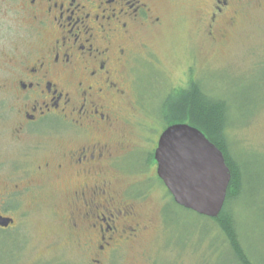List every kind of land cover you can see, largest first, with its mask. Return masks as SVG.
Here are the masks:
<instances>
[{
    "label": "rangeland",
    "instance_id": "rangeland-1",
    "mask_svg": "<svg viewBox=\"0 0 264 264\" xmlns=\"http://www.w3.org/2000/svg\"><path fill=\"white\" fill-rule=\"evenodd\" d=\"M21 4V0H0V113H4L0 114V184L8 181L9 185L17 180L27 184L34 164L28 162V169L21 149L37 140L24 134L19 144H25L20 146L9 139L17 103L5 88H10L12 66L24 57L30 40ZM158 8L163 23L156 30L143 31L133 44L134 58L127 69L130 85L126 84L130 97L116 125L127 146L126 158L117 166L122 169L119 183L131 185L130 192L139 190L138 198L130 201L148 220L147 229L134 246L121 245L102 254L100 264H236L225 255L227 243L216 223L175 204L155 174L152 156L163 130L160 107L168 94L190 81H197L207 95L224 98L231 107V151L245 181L242 196L230 208L247 251L264 264V0L246 3L226 36L216 40L198 22L196 0H163ZM56 139L52 136L50 144H56ZM17 158L23 164L14 168L12 161ZM37 176L38 191L42 182ZM49 188L61 190L56 180ZM55 199L49 205L40 201L33 210L28 209L26 195L14 201L17 222L12 232H0V264H56L58 260L92 264L95 248L79 250L53 243V235L60 232L49 212ZM56 202L60 208L62 201Z\"/></svg>",
    "mask_w": 264,
    "mask_h": 264
},
{
    "label": "flooded vegetation",
    "instance_id": "flooded-vegetation-1",
    "mask_svg": "<svg viewBox=\"0 0 264 264\" xmlns=\"http://www.w3.org/2000/svg\"><path fill=\"white\" fill-rule=\"evenodd\" d=\"M251 1L196 0L197 20L208 37L222 39ZM21 2L30 40L24 57L12 66L10 88H5L17 103L9 139L20 146L25 144H19L24 134L37 140L21 149L28 169V162L34 164L27 184L16 177L13 185L0 184V217L11 220L0 225V232L10 233L15 227L14 201L22 195L32 210L40 201L49 205L56 198L49 208L52 223L60 228L53 243L95 248L90 261L100 264L102 254L121 245L134 246L147 229L148 220L130 201L138 198L139 190L130 192L131 185L119 183L118 164L126 158L127 146L116 125L130 97L126 84L133 44L143 31L163 23L158 8L163 0ZM52 136L57 137L54 145ZM20 160L12 161L14 168L23 164ZM36 176L42 182L38 191ZM53 180L60 191L51 192ZM57 200L62 201L60 208Z\"/></svg>",
    "mask_w": 264,
    "mask_h": 264
},
{
    "label": "water",
    "instance_id": "water-1",
    "mask_svg": "<svg viewBox=\"0 0 264 264\" xmlns=\"http://www.w3.org/2000/svg\"><path fill=\"white\" fill-rule=\"evenodd\" d=\"M157 177L178 206L216 218L225 203L231 173L223 153L197 128L174 123L154 150ZM11 221L0 217V225Z\"/></svg>",
    "mask_w": 264,
    "mask_h": 264
},
{
    "label": "trees",
    "instance_id": "trees-1",
    "mask_svg": "<svg viewBox=\"0 0 264 264\" xmlns=\"http://www.w3.org/2000/svg\"><path fill=\"white\" fill-rule=\"evenodd\" d=\"M160 114L163 129L174 123H187L199 129L223 153L231 178L224 206L220 214L211 220L216 223L226 240L225 255L228 259L236 264H258L244 246L234 210L230 208V204L242 196L245 180L243 171L231 151L228 133L232 114L229 103L224 98L207 95L197 81H190L186 87L179 88L174 94L165 97Z\"/></svg>",
    "mask_w": 264,
    "mask_h": 264
}]
</instances>
